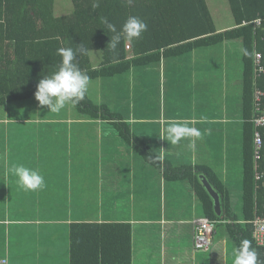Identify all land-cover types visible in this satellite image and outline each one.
Masks as SVG:
<instances>
[{
  "label": "crops",
  "instance_id": "1",
  "mask_svg": "<svg viewBox=\"0 0 264 264\" xmlns=\"http://www.w3.org/2000/svg\"><path fill=\"white\" fill-rule=\"evenodd\" d=\"M234 27L216 26L219 32ZM191 43L173 46V55L128 76L123 111L134 134L154 145L157 157L151 161L137 157L129 144L128 157H114L121 151L111 146L119 137L115 127L79 117L72 104L59 113L39 106L48 113L43 119L10 117L15 106L0 115V259L70 264L72 224L119 222L132 225V264H233L236 248L225 229L221 240L215 235L209 252L194 249L193 221L204 217L203 210L191 182L174 177L193 172L203 185L204 175L196 170L207 168L234 203V195L242 200L244 137L252 116L244 47L237 41L190 51ZM104 87L101 80L90 83V96L102 103ZM153 90L154 106L149 105ZM32 100L34 109L39 102ZM170 122H187L202 136L172 145L161 139ZM29 128L38 133L45 157H27L28 146L18 147ZM13 164L37 170L45 186L24 189L7 171Z\"/></svg>",
  "mask_w": 264,
  "mask_h": 264
},
{
  "label": "trees",
  "instance_id": "2",
  "mask_svg": "<svg viewBox=\"0 0 264 264\" xmlns=\"http://www.w3.org/2000/svg\"><path fill=\"white\" fill-rule=\"evenodd\" d=\"M56 2L0 0V115H6L9 106H15L10 108V117L15 114L24 120L27 114L20 105L35 99L39 81L58 71L62 57L57 50L69 47L76 50L82 46L84 51L74 62L88 74L90 83L104 82L106 100L98 102L87 91L83 100L72 104L74 111L81 118L113 125L119 134L118 142L131 145L138 157L148 161L150 157H157V153L134 134L123 111L128 107V76L155 66L162 57L173 55L171 48L181 43L194 41L189 45L191 51L225 42H242L245 97L250 101L252 116L244 137L241 215L235 213L233 198L212 170L199 167L196 171L219 194L222 216L216 214L213 199L193 172L174 178L191 182L195 187L204 218L216 222L214 237L219 228L225 229L236 249L243 239H248L264 261V248L255 243L250 223L256 215H264V188L257 190L255 178L253 122L254 55L257 48L263 49L264 0H228L235 27L224 32L217 30L207 0H72L73 9L62 15L56 13ZM129 16H137L147 25L138 39H129L122 32ZM104 19L115 25L116 32L107 29ZM259 19L262 27L254 23ZM116 35H120L119 43L114 49L108 48L111 37ZM259 85L262 88L263 82ZM113 93L121 95L112 97ZM132 236V225L128 223L72 224L70 264H132Z\"/></svg>",
  "mask_w": 264,
  "mask_h": 264
},
{
  "label": "clouds",
  "instance_id": "3",
  "mask_svg": "<svg viewBox=\"0 0 264 264\" xmlns=\"http://www.w3.org/2000/svg\"><path fill=\"white\" fill-rule=\"evenodd\" d=\"M107 29L116 32L115 25L103 20ZM147 30L146 23L137 16H129L122 27V32L129 39H138ZM120 41V35L111 37L108 48L114 49ZM84 51L83 47L73 50L72 48H59L58 55L62 61L58 71L45 76L37 85L35 98L40 106H47L50 112L59 113L68 104H77L85 98L90 83V77L82 71L74 61L77 55ZM247 54V52H245ZM201 132L195 127L189 126L187 122H170L162 133L163 140L172 145L179 144L186 138L195 137L200 139ZM195 141H191L190 147H194ZM163 159L161 155L159 157ZM17 177V183L26 190L35 191L45 186V180L37 170L26 167L22 164H13L7 169ZM233 264H264L261 261L255 248L248 239H243L235 252Z\"/></svg>",
  "mask_w": 264,
  "mask_h": 264
},
{
  "label": "built area",
  "instance_id": "4",
  "mask_svg": "<svg viewBox=\"0 0 264 264\" xmlns=\"http://www.w3.org/2000/svg\"><path fill=\"white\" fill-rule=\"evenodd\" d=\"M258 27H262V20L254 21ZM264 31V28H263ZM263 49L255 51V141H254V169L257 190L264 188V35L261 36ZM263 82L262 88L259 83ZM253 225V237L259 247L264 248V215H256L250 222ZM194 249L198 252H207L213 245L216 222L208 218H197L193 221ZM0 264H9L8 258L0 259Z\"/></svg>",
  "mask_w": 264,
  "mask_h": 264
},
{
  "label": "rangeland",
  "instance_id": "5",
  "mask_svg": "<svg viewBox=\"0 0 264 264\" xmlns=\"http://www.w3.org/2000/svg\"><path fill=\"white\" fill-rule=\"evenodd\" d=\"M56 13L57 15H62L69 13L71 9H73L72 6V0H56ZM209 8L211 10L213 19L215 21V24L217 27L222 28V27H229L232 25H235L234 17L232 15L230 5L228 0H207ZM237 41H232V44H236ZM238 42H241L238 40ZM232 46V45H231ZM233 51H235V47L233 46ZM100 52V51H98ZM100 55V53H98ZM151 98L149 102V105L154 106L155 101H154V90L153 93L151 92ZM96 99V98H95ZM97 100V99H96ZM33 104L34 101L30 100L26 102L25 104L21 105L22 107L26 106V114L32 118L37 117L36 119H43L45 117L46 112H40L39 111V103L36 107L33 109ZM29 107L30 109H27ZM40 109H45V106H40ZM11 117H16L15 114ZM27 133V138L26 140H20L18 143V147L20 149H23L25 145H27L26 153H29L27 157H45V149L44 147L38 145V133L33 132L31 128L27 129L25 131ZM36 143H37V148H36ZM154 143V142H153ZM111 146H115L118 150H121L119 153H117L116 156L114 157H128V146L125 145L124 143H119L118 141H111ZM152 147V145L150 146ZM154 147V145H153ZM152 147V148H153ZM155 150V148H153ZM94 156L96 157V153H94ZM138 157V156H137ZM235 203V213L238 215H241V198L238 197L237 195H234ZM224 234V231L222 228L218 229L217 233V238L216 241L221 240L222 236ZM230 247L234 250L235 247L231 241L228 242ZM236 250V249H235Z\"/></svg>",
  "mask_w": 264,
  "mask_h": 264
},
{
  "label": "water",
  "instance_id": "6",
  "mask_svg": "<svg viewBox=\"0 0 264 264\" xmlns=\"http://www.w3.org/2000/svg\"><path fill=\"white\" fill-rule=\"evenodd\" d=\"M201 180H202V183L206 191L209 193V195L214 201V207H215L216 214L218 216H222L223 210H222L221 198L219 194L213 189V187L209 184L208 180L204 176L201 177Z\"/></svg>",
  "mask_w": 264,
  "mask_h": 264
}]
</instances>
